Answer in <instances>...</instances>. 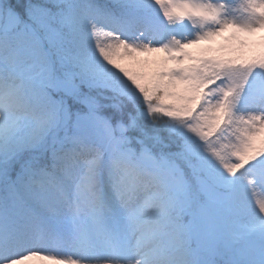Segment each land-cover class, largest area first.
I'll list each match as a JSON object with an SVG mask.
<instances>
[{
    "label": "trees",
    "instance_id": "trees-1",
    "mask_svg": "<svg viewBox=\"0 0 264 264\" xmlns=\"http://www.w3.org/2000/svg\"><path fill=\"white\" fill-rule=\"evenodd\" d=\"M77 7L89 18L101 15L115 25L122 18L138 23L156 41L142 47L119 42L114 51L102 47L87 57H79L67 38L48 42L56 70L71 79L78 92L65 94L50 79L38 77L57 117L50 115L49 129H44L33 114L26 115L32 125L13 137L5 153L1 145L12 129L0 124V197L30 176H45L49 188L59 187L51 161L72 142L95 141L103 129L102 168L116 169L125 177L122 182L129 181L131 190L148 198L142 228L153 232L147 245L157 264H185L182 249L202 246L192 238L197 222L193 216L212 204L223 238L200 251L199 264H264V253L253 251L229 223L235 194L264 182V127L242 110L264 92V32L243 52L247 39L239 27H231L216 43L190 40L202 16L221 20L223 11L212 4L0 0V36L34 34L32 24L49 34L48 25H56L52 17ZM222 156L239 162L241 178L228 181L218 163ZM205 185L220 197L209 196ZM73 189L74 213L83 218L76 226L85 228L79 234L90 238L101 224L102 203L83 180ZM252 233L253 240L264 238V226Z\"/></svg>",
    "mask_w": 264,
    "mask_h": 264
},
{
    "label": "rangeland",
    "instance_id": "rangeland-1",
    "mask_svg": "<svg viewBox=\"0 0 264 264\" xmlns=\"http://www.w3.org/2000/svg\"><path fill=\"white\" fill-rule=\"evenodd\" d=\"M189 1L219 4L225 10L217 24H206L201 21L192 38L206 39L233 26L252 30V33L258 34L261 31L259 29L264 25V0ZM37 12L38 15L44 16L41 11ZM52 19H55L53 21L56 25H48L49 34L43 33L42 40H60L66 36L69 42L77 45L79 57H87L91 51L101 50L102 47H109L114 51L116 43L122 44L126 40L134 45H141L140 40L134 39L137 33L134 27L125 22L121 23L120 28L113 27L109 20L102 17L90 19L80 9L67 13L59 12L58 17ZM29 37L28 35L22 39L13 38V41L18 42L13 46L6 40L0 39V86L6 82L21 92L16 95L14 92L6 91L0 100V122L14 127L12 135L1 145L3 153L12 144V137L22 135L30 125V120L18 117L19 115L33 113L39 116V122L45 129L49 127L50 109L47 108L51 100L40 92L34 80L36 72L32 68L33 61L39 64L38 69L40 67L42 76L51 77L57 89L65 93L77 91L75 85L60 78L50 67L42 68L45 67L44 61H50L52 55L50 52L49 55H43L42 50L33 53L31 49L34 46L28 41ZM249 42L248 40L244 43L243 52L252 46ZM138 46L135 48L138 49ZM91 67H93L92 62ZM244 113L264 126V92L256 101L245 107ZM105 136L102 129V132L97 133L91 148H88L87 143L83 145L75 143L69 149L68 165L73 164L77 157L79 160L73 164L76 166L74 170L70 168L64 174L62 190L55 192L53 196L47 199L41 198L38 192L35 193L22 185L11 190L9 195L13 197L12 202L17 201L19 205L17 204L13 211L9 210L7 221L0 212V264H115V262L154 264L156 258L146 246L150 234L139 235L142 231L140 210L147 200L140 191L131 190L129 181L122 182L125 178L122 173L112 168L104 171L101 169V143L104 142ZM241 157L238 155L237 160ZM237 160L233 161L222 156L218 162L229 182L242 177ZM80 176H85L84 184L90 192L97 194V199L104 207L99 218L101 224L94 230L98 232H92L91 238L85 239L76 235L77 233L73 235L68 227L71 223L69 207L72 205L70 185ZM35 183L38 187L42 185L40 179ZM243 183L244 179L241 181V184ZM247 186L245 184L244 188ZM254 186L248 189V193L235 194L231 200L232 214L229 223L234 231L240 230L241 235L244 226L248 227L249 224L259 220L264 222V183L257 182ZM205 188L212 197H220L211 187L205 185ZM22 189L24 193L21 192ZM47 200L48 203H45ZM21 203H23L22 207ZM213 205L209 208L205 205L201 206L193 216L197 222L192 238L204 247H214L215 242L223 238L220 224L215 213L212 212L216 209ZM2 206L3 201L0 200V210ZM186 235L188 237L190 234L186 233ZM253 242L252 248L256 251H264V240ZM236 243L232 242V245ZM202 246L184 248L183 257L187 264L200 263Z\"/></svg>",
    "mask_w": 264,
    "mask_h": 264
}]
</instances>
